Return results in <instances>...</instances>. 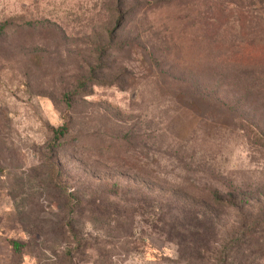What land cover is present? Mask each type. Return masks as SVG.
I'll return each mask as SVG.
<instances>
[{"label": "rangeland", "instance_id": "obj_1", "mask_svg": "<svg viewBox=\"0 0 264 264\" xmlns=\"http://www.w3.org/2000/svg\"><path fill=\"white\" fill-rule=\"evenodd\" d=\"M0 264H264V0H0Z\"/></svg>", "mask_w": 264, "mask_h": 264}, {"label": "trees", "instance_id": "obj_2", "mask_svg": "<svg viewBox=\"0 0 264 264\" xmlns=\"http://www.w3.org/2000/svg\"><path fill=\"white\" fill-rule=\"evenodd\" d=\"M202 245H203V244H202ZM222 247H224V248H225V247H226V243H223V244H222ZM223 254H226V252H224ZM222 259H223V261H225V259H226V258H225V257H223Z\"/></svg>", "mask_w": 264, "mask_h": 264}]
</instances>
